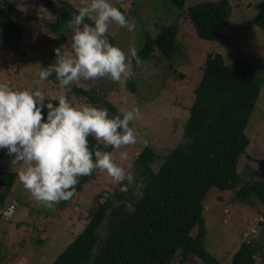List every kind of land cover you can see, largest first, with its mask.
I'll return each mask as SVG.
<instances>
[{
  "label": "rangeland",
  "instance_id": "obj_1",
  "mask_svg": "<svg viewBox=\"0 0 264 264\" xmlns=\"http://www.w3.org/2000/svg\"><path fill=\"white\" fill-rule=\"evenodd\" d=\"M4 1L23 12V17L18 19L23 34L19 42L0 45V82L17 90H35L37 86L33 81L38 78V71L55 62L54 36L49 33L46 23L54 21L49 6L58 0H0V3ZM66 1L77 9L80 6V0ZM206 1L227 3L231 7L227 27L219 42L199 39L185 15L163 0H110L113 5H123L127 11L125 15L128 14L126 17L135 24L134 31L129 32L113 23L108 32L114 38L115 46L127 54L133 75L120 82L108 78L82 80L67 90L60 89L49 79L40 86L57 94L65 91L75 105L104 108L103 104L89 103L72 92L73 88H93L119 112L121 108L138 107L140 117L131 125L137 133V143L112 151L115 162L132 175L134 160L145 147L153 149L156 158L152 168L157 169L169 152L184 140L183 127L189 115L193 91L200 79L201 66L209 54H220L228 67L238 60L246 62L262 81L255 109L245 129L250 143L239 159L237 171L245 182L257 179L252 172L264 178V32L254 24V19L264 9V0H186L185 8ZM162 27L175 29L181 53L167 61L154 51L152 59L133 65L130 62L132 49L138 52L144 44L145 33L148 31L155 36ZM71 42L69 39L66 46ZM131 83L135 85V91L130 88ZM124 98H127V104H124ZM121 152L128 154L126 160L121 159ZM12 159L7 149H0V170L17 173L0 220V264H52L82 232L88 211L95 206V197L118 189L120 184L113 182L107 172L99 170L96 178L67 207L61 209L57 204L49 209L35 201L23 187L18 179L20 165L12 164ZM125 182L134 192L139 191L134 179L130 183ZM203 207L204 248L221 264H231V257L241 243L255 240L259 235L264 207L256 205L253 208L246 202L237 201L234 192H220L215 188L209 191ZM41 217L40 221L45 224L39 236L42 244L36 245L34 226ZM47 218L51 220L46 221ZM101 236H104L102 232ZM101 245L99 240L93 257ZM177 259L176 256L173 263L176 264ZM188 264L199 263L191 260ZM255 264H264V259L257 256Z\"/></svg>",
  "mask_w": 264,
  "mask_h": 264
},
{
  "label": "trees",
  "instance_id": "obj_2",
  "mask_svg": "<svg viewBox=\"0 0 264 264\" xmlns=\"http://www.w3.org/2000/svg\"><path fill=\"white\" fill-rule=\"evenodd\" d=\"M163 1L185 15L199 39L222 40L231 14L227 3L206 1L185 8L186 0ZM114 6L127 13L123 5ZM49 7L54 21L46 23V27L54 36L53 56L56 58L54 50L68 45L69 39L72 41L73 33L66 24L78 13L77 8L66 0H58ZM22 17L23 12L15 5L7 1L0 3L1 46L20 41L23 29L18 19ZM254 24L264 32V9L256 16ZM108 39L115 46L114 38L108 35ZM154 51L167 61L181 53L175 29L162 27L155 36L148 31L145 33L144 44L137 56L140 61H149ZM130 62L137 64L135 58ZM49 80L59 85L55 74ZM261 85L262 81L246 62L238 60L228 67L220 54H209L193 91L183 127L184 140L169 152L157 169L152 168L156 158L153 149L145 147L133 164V177L139 191L134 192L125 182L112 192L98 194L82 232L52 264H175L176 256V264H188L191 260L199 264H221L203 245L206 236L203 201L215 188L220 192H234L237 201L246 202L253 208L256 205L264 207V178L252 172L257 179L245 182L237 171L239 159L250 143L245 129ZM129 86L135 91L134 84ZM72 92L89 103L103 104L110 116L121 114L93 88H73ZM88 139L90 148L95 149V138L90 136ZM101 150L112 152L114 149H104L101 145ZM98 172L79 178L76 195L96 178ZM16 180V172L0 170V220ZM124 187L127 190L121 191ZM75 196L61 201L58 206L61 209L67 207ZM261 215L259 235L255 240L241 243L231 257V264H255L257 256L264 259V212ZM41 219L33 225L36 245L42 244L39 236L45 224ZM99 240L102 245L93 257Z\"/></svg>",
  "mask_w": 264,
  "mask_h": 264
},
{
  "label": "clouds",
  "instance_id": "obj_3",
  "mask_svg": "<svg viewBox=\"0 0 264 264\" xmlns=\"http://www.w3.org/2000/svg\"><path fill=\"white\" fill-rule=\"evenodd\" d=\"M77 13L66 24L73 33L70 46L54 50L55 62L38 71L35 90L0 82V149H7L12 164L20 165L23 187L49 209L74 197L79 178L96 170L107 172L117 184L134 179L101 145L120 150L137 143L130 125L140 117L138 107L121 108V114L110 116L104 108L75 105L65 91L57 94L40 87L53 74L62 90L82 80L120 82L133 75L127 54L110 43L108 32L113 23L129 32L135 24L110 0H80ZM131 56L141 63L135 49ZM123 102L127 104V98ZM90 136L97 141L95 149L89 146ZM120 157L126 160L128 154L121 152Z\"/></svg>",
  "mask_w": 264,
  "mask_h": 264
}]
</instances>
